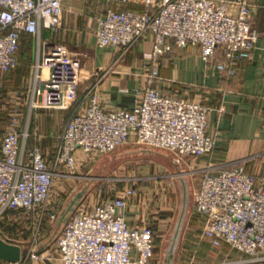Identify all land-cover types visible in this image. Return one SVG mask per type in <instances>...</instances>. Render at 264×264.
Returning a JSON list of instances; mask_svg holds the SVG:
<instances>
[{
    "label": "built area",
    "instance_id": "obj_1",
    "mask_svg": "<svg viewBox=\"0 0 264 264\" xmlns=\"http://www.w3.org/2000/svg\"><path fill=\"white\" fill-rule=\"evenodd\" d=\"M141 3L143 8L107 7L98 19L96 43L126 54L141 40L151 37V65L140 103L133 108L106 109L92 87L87 104L77 106L68 117L55 155L47 159L36 146L26 154L28 131L18 129L15 108L5 133L0 132V220L12 209L35 212L37 224L27 243L25 257L0 264H36L51 259L39 251L42 227L55 221L59 211L51 207L56 176L77 168V153L91 160L113 152L135 139L154 149L176 155L206 157L216 147L217 137L208 132L211 108L182 96L163 94L156 86L159 59L174 47H201V56L223 76H234L241 60L249 59L259 37L252 25L248 0H105ZM62 0H0V70L18 65L22 35L37 38L38 51L32 63L29 86L31 106L43 94L49 107L61 106L69 91L80 84L82 61L65 46H48L40 52L42 29L58 31L62 23ZM218 52L223 59L217 60ZM198 173L197 170L192 172ZM134 187L123 194L95 202L80 203L55 239L62 264H152L156 234L148 225H130L126 208ZM195 213L202 235L215 247L228 244L264 262V176L248 172L244 165L200 173L195 192Z\"/></svg>",
    "mask_w": 264,
    "mask_h": 264
},
{
    "label": "crops",
    "instance_id": "obj_2",
    "mask_svg": "<svg viewBox=\"0 0 264 264\" xmlns=\"http://www.w3.org/2000/svg\"><path fill=\"white\" fill-rule=\"evenodd\" d=\"M248 1L252 9V25L259 31V37L252 56L238 63L236 75L220 74L214 64L202 58L199 46L174 47L159 59L160 77L156 86L163 94L187 97L209 106L208 132L217 137V142L213 152L206 157H180L174 153L176 156L169 159V168L146 158V163L138 171L140 175L134 171L119 183L123 187L115 197L121 196L126 187L137 189L126 208L128 223L132 226L146 224L155 231L156 248L152 264H264L251 261L228 244L215 248L209 239L203 237L202 223L194 209L195 192L203 170L218 172L244 165L248 172L264 176V0ZM62 6L59 30L42 29L40 52L43 54L48 46H65L82 61L81 82L75 90L68 92L64 103L49 107L45 96L40 94L35 109L31 110L28 105L32 63L39 48L35 36L30 34L29 44L19 51L18 65L8 73L0 71V132L7 131L12 113L18 108V129L28 131L24 147L26 154L39 146L47 159L55 155L68 117L77 106L87 104L86 95L92 87L108 110L133 108L140 103L146 72L151 65L149 53L153 47L149 36L120 57L121 50L96 43L98 19L107 7L141 9V3L62 0ZM221 59L223 55L218 52L217 60ZM125 145L146 147L136 143L135 139ZM107 154L91 160L89 154L78 152L77 168L78 165L80 168L93 166ZM64 170L62 167L61 171ZM194 170L198 173L193 174ZM77 176L81 174L77 173ZM61 177L56 176L54 184ZM85 178L89 179L88 176ZM71 187L60 189L61 196ZM86 187L88 191L84 198L89 196L90 189L95 188L90 183ZM52 199L51 207L61 213L66 205L58 204L56 195ZM2 220L8 227L6 232L0 226L6 238L27 243L36 227L37 215L23 209H12ZM57 221H45L40 247L55 232ZM166 241H170L171 248L163 258L162 245ZM55 259L54 263L51 258L36 264H62L59 258Z\"/></svg>",
    "mask_w": 264,
    "mask_h": 264
},
{
    "label": "rangeland",
    "instance_id": "obj_3",
    "mask_svg": "<svg viewBox=\"0 0 264 264\" xmlns=\"http://www.w3.org/2000/svg\"><path fill=\"white\" fill-rule=\"evenodd\" d=\"M27 40L25 39L21 41V47L24 49L27 47ZM20 51V50H19ZM19 53V52H18ZM18 58V54H17ZM32 75V74H31ZM29 91V88H28ZM30 94V91H29ZM31 95L28 99V105L31 106ZM35 109V107H34ZM35 112V110H33ZM34 119V115H32V121ZM41 124V119L39 120ZM149 148V147H148ZM146 147H140V146H133V145H123L120 146L115 151L107 154L105 157H102L100 160H98L95 165H91L90 167H79L73 171L70 172L68 170H64V175H62L61 178L56 180L57 182L54 184L53 190H52V197L51 201L53 200V196L56 195V201L58 204L63 203L67 204L70 199L81 189L85 188L88 183H90L93 187H95L93 190H91L89 196L84 198L81 203L89 204L90 202H102L105 199L113 198L115 195H118V191L122 189V185L119 186V183H123L125 177H129L136 172V175H140L138 172L140 170V167L146 163L147 159H153L155 162H160L165 166L166 168L170 167L169 159H172V157L176 156L172 151L169 150H163V149H152L151 151H147ZM172 171V169H170ZM77 173L81 174V176H77ZM83 173V174H82ZM86 176L89 177L85 178ZM69 177V178H66ZM92 177V178H90ZM64 186L70 187V190L68 192H65L67 194H63L61 196L60 189H62ZM55 191V192H54ZM77 191V192H76ZM76 192V193H75ZM58 193V194H57ZM94 201V202H93ZM60 202V203H59ZM79 205V204H78ZM3 220H0V226H2V230L8 231L7 223H3ZM6 225V226H5ZM65 224L61 227L60 233L63 230ZM54 241L52 242L51 247L48 249V252L52 255L53 263L56 262L55 258H59V252L55 249V246L53 245ZM171 243L170 241H166L162 245V257L165 258L166 253L170 250ZM217 248V247H215ZM23 249L26 250L27 254V247H24ZM42 261V260H41ZM50 261V260H46ZM59 261V260H57ZM40 262V261H38Z\"/></svg>",
    "mask_w": 264,
    "mask_h": 264
},
{
    "label": "water",
    "instance_id": "obj_4",
    "mask_svg": "<svg viewBox=\"0 0 264 264\" xmlns=\"http://www.w3.org/2000/svg\"><path fill=\"white\" fill-rule=\"evenodd\" d=\"M151 148H148L147 151H151ZM88 191V187H85L78 191L66 204L64 209H62L58 221H57V228L51 238L39 248V251H44V249L51 244L58 233H60L61 227L66 224V222L70 219L71 213L76 209L78 204L81 203L82 199L86 195ZM28 252V251H27ZM26 256V250L22 249L21 245L18 243L11 242L7 240L1 233H0V258L5 261H18L21 257ZM170 264V262L168 263Z\"/></svg>",
    "mask_w": 264,
    "mask_h": 264
},
{
    "label": "trees",
    "instance_id": "obj_5",
    "mask_svg": "<svg viewBox=\"0 0 264 264\" xmlns=\"http://www.w3.org/2000/svg\"><path fill=\"white\" fill-rule=\"evenodd\" d=\"M30 34L29 33H24L23 35H22V39H26L28 42H27V44H29V38H28V36H29ZM23 40V41H24ZM22 46V45H21ZM21 49H23V47H20V51H21ZM1 71V70H0ZM10 71V70H9ZM9 71H1V72H3V73H8Z\"/></svg>",
    "mask_w": 264,
    "mask_h": 264
},
{
    "label": "bare ground",
    "instance_id": "obj_6",
    "mask_svg": "<svg viewBox=\"0 0 264 264\" xmlns=\"http://www.w3.org/2000/svg\"><path fill=\"white\" fill-rule=\"evenodd\" d=\"M81 78H82V77H80V81H81Z\"/></svg>",
    "mask_w": 264,
    "mask_h": 264
}]
</instances>
